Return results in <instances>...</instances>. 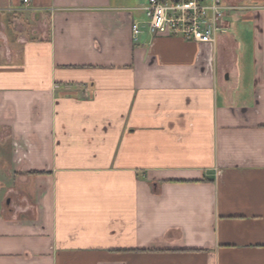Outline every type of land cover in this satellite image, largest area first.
<instances>
[{
	"label": "crops",
	"instance_id": "1",
	"mask_svg": "<svg viewBox=\"0 0 264 264\" xmlns=\"http://www.w3.org/2000/svg\"><path fill=\"white\" fill-rule=\"evenodd\" d=\"M146 1L0 0V264H264V0Z\"/></svg>",
	"mask_w": 264,
	"mask_h": 264
},
{
	"label": "built area",
	"instance_id": "2",
	"mask_svg": "<svg viewBox=\"0 0 264 264\" xmlns=\"http://www.w3.org/2000/svg\"><path fill=\"white\" fill-rule=\"evenodd\" d=\"M227 9L222 0H147L141 7L151 34L208 45L215 44ZM140 32L139 24L133 23V36Z\"/></svg>",
	"mask_w": 264,
	"mask_h": 264
},
{
	"label": "trees",
	"instance_id": "3",
	"mask_svg": "<svg viewBox=\"0 0 264 264\" xmlns=\"http://www.w3.org/2000/svg\"><path fill=\"white\" fill-rule=\"evenodd\" d=\"M32 173H34V172H32Z\"/></svg>",
	"mask_w": 264,
	"mask_h": 264
}]
</instances>
